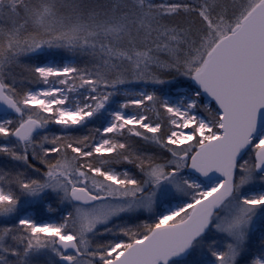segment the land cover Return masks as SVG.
Instances as JSON below:
<instances>
[{
    "label": "snow or ice",
    "instance_id": "6c2138e0",
    "mask_svg": "<svg viewBox=\"0 0 264 264\" xmlns=\"http://www.w3.org/2000/svg\"><path fill=\"white\" fill-rule=\"evenodd\" d=\"M0 264H264V0H0Z\"/></svg>",
    "mask_w": 264,
    "mask_h": 264
}]
</instances>
